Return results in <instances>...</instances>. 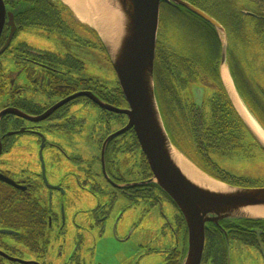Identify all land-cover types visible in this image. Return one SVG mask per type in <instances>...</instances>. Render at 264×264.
<instances>
[{"label": "rangeland", "instance_id": "obj_1", "mask_svg": "<svg viewBox=\"0 0 264 264\" xmlns=\"http://www.w3.org/2000/svg\"><path fill=\"white\" fill-rule=\"evenodd\" d=\"M51 2L53 3L54 0ZM213 2L217 6L222 5L221 0H213ZM252 2L264 12V0H252ZM255 5L252 4L253 7H256ZM59 8L62 10L60 20L70 27L71 32L39 28H24L19 31L12 41L11 48L0 55V85L5 91L33 86L26 72L17 63L21 59L16 56L23 54L17 46L25 43L36 50L49 51L59 56L71 55L82 68L77 71L62 67L63 70L69 71L68 84L77 83L79 88L98 89L96 92L110 101H112L111 95H114L116 106L127 107L125 99L117 96L115 92L119 86L117 77L96 34L89 28L74 23L65 7L60 5ZM172 15L174 13H169L167 9L161 7L157 32L158 46L169 50L175 49L180 44L176 33L185 26L183 22L180 23L181 26L177 25ZM217 17L224 25L225 21L222 17L219 15ZM241 18L247 24L252 21L246 16L241 15ZM219 32L222 42L225 43L223 33ZM251 52L254 53L255 50ZM256 55L246 58V63L248 60L251 61L253 71L249 70L250 86L247 88L240 86L239 94L253 116L264 122V52L258 51ZM214 62L216 64L217 60H212V63ZM244 66L247 68L248 64ZM239 68L238 64L235 65V69ZM78 79L86 80L87 84L79 83ZM31 94L36 103L44 101L42 96L37 95L38 93L31 92ZM181 94L190 98L192 91L183 90ZM255 97L259 99L256 100ZM257 101H262V104ZM5 102V99L0 97V108ZM66 109L65 119L54 117L44 123L47 125L57 123L58 127L51 126L47 138L49 141L59 142L69 153L68 169L70 172H76L79 177L78 179L72 176L71 181L67 182V249H75L76 240H82L80 243L82 264H94L98 259L105 264H165L164 251L176 244L174 230H179V223L176 220L178 209L165 197L162 198V203L155 202L150 193L146 196L137 189L139 187H131L127 192L121 191L115 182L108 178L111 176L131 184L142 179L139 176L142 167L141 150L135 145L131 151L124 150V147H128L133 142L130 133L116 137L109 144L103 158L102 145L105 138L122 128L127 121L126 116L104 112L89 100L75 101ZM169 132L173 137L171 131ZM37 141L38 137L35 135L23 134L18 140L19 146L13 151L38 152L40 145ZM179 142L185 147L182 141ZM175 150L182 154L178 149ZM42 152L47 158L54 155L64 159V156L57 155L61 151L52 148L50 144H46ZM208 154L220 169L230 174L264 181V154L258 148L253 151L255 157H245L242 152L212 148L208 149ZM194 155L200 160L198 154L194 153ZM193 163L200 168L197 163ZM216 171L220 172L219 169ZM148 189L145 193H148ZM90 211H93L92 214ZM92 223H99V228H92ZM182 237L181 235L180 245ZM229 247V264H264V257L259 247L253 244H245L235 237H230Z\"/></svg>", "mask_w": 264, "mask_h": 264}, {"label": "flooded vegetation", "instance_id": "obj_2", "mask_svg": "<svg viewBox=\"0 0 264 264\" xmlns=\"http://www.w3.org/2000/svg\"><path fill=\"white\" fill-rule=\"evenodd\" d=\"M3 1L7 11L13 12L14 26L9 23L7 14L0 35V50L3 48L5 49L0 55L11 48L14 37L24 28H39L48 31L57 29L64 33L67 31L71 32L70 27L64 25L63 21L60 20L62 10L59 7H52L48 0H43L40 2V5L39 3H35L33 5L34 8H29L28 5L31 4L30 1H28V5L18 3L13 6L10 5L9 0ZM21 1L24 2V0ZM240 3L244 5L242 0ZM53 4H56L55 0ZM252 4L255 5V2H252ZM193 5L214 18L222 27L224 26L219 18L211 11V8L204 9L202 4L199 6ZM255 6L256 7H253L254 10L239 9V12L236 11L234 16L242 14L255 18L264 15L259 14L264 12H262L257 5ZM161 7L167 9L169 13H174L172 17L177 25L183 22L185 26L176 33L178 34L176 35L178 37L177 39L180 42L175 48H179L178 50L171 49L175 50L171 51L168 48L160 49L161 46H158L157 39L154 64L161 65L173 61L200 64L201 61L206 63L216 59V64L219 65V72H221L222 40L219 30L202 18L190 13L188 10L183 11L182 9H185L183 7H177L165 2L160 4V9ZM65 10L68 11L74 23L87 28L81 24L78 19L74 18L70 9L66 8ZM55 15L59 18L57 19V23L53 24ZM12 29L14 30L11 31ZM11 32L13 35L11 39L8 40ZM245 34L246 32L244 31L242 35L243 43H246ZM229 38L226 40L227 48L225 57V64L228 70L229 63H236L235 60L237 57L232 49L230 52L231 40ZM17 49L23 53L22 55L16 56L21 59V61L17 63L20 64L22 70L26 72L29 82H31L33 86L31 88L18 87L15 90L11 89L5 91V88L0 85V97H3L6 101L0 110L14 108L31 117H39L44 115L47 110L60 103L62 100L81 91H90L99 98V93L96 92L98 89H91L88 87L79 88L77 87V83H67L69 71L63 70L62 67L75 69L77 71L82 68L81 64L71 55L59 56L49 51L33 49L25 43H20ZM246 58V48L243 47L240 63L246 64ZM246 74L247 71L240 68L239 75L247 76ZM184 77H186V75ZM191 77L190 75L186 77L184 91H188V89L189 91H194L189 98L191 102H194L196 92L192 86L195 84L197 86L203 84L206 91L209 85L204 84L199 77H197L196 80L193 78L194 80L192 79V81H190ZM188 81H190V83H188ZM78 82L87 84V81L82 79H78ZM117 88L120 89L119 86ZM116 89L115 91H118ZM31 92L38 93L37 95L42 96L44 101L42 103H36ZM119 96L123 98L122 95ZM79 100H89L92 102L84 95L77 96L60 104V106L58 105L56 109L52 110L40 121H32L12 113H7L0 118V264H82V254L80 253V243L82 240H76L75 249L72 248L68 250L66 247L67 182L71 181L72 176L74 178L76 176L78 179L79 177L76 172H70L68 169L67 159L68 157L70 158V156H68L69 153L59 142L49 141L47 138V132L51 129V126H57V123L53 125L44 123L50 121L54 117L65 119L66 108ZM92 103L95 104L94 102ZM105 111L106 110H104V112ZM109 113L115 114L112 112ZM124 125L125 123L123 126ZM27 133L38 137L37 142L40 145L38 152H14L13 150L19 146L18 140L20 136ZM128 133L131 134L133 142L128 147H124V150L131 151L133 145L140 149L132 130L122 135ZM115 138L107 142L103 158L109 144ZM46 144H50L52 148L60 150L61 153L58 152L57 155L64 156V159L54 155L50 158L45 157L42 151ZM261 152L264 154L262 148ZM103 158L101 157V159ZM141 158L142 167L139 176L142 179L140 182L131 184L126 183V181L114 179L111 176H108V178L112 182L114 181L121 191L127 192L131 187H139L137 189L140 192H143L146 196L150 193V196L154 198L155 202L162 203V198L167 197L163 192L158 190L154 183L147 182L152 174L142 152ZM147 189L149 191L145 193ZM92 212L93 211H90V214H92ZM176 220L179 223V230H174L176 244L164 251L165 264H182L184 259L187 233L185 222L179 210ZM91 226L92 228H99V223H92ZM87 228L90 229V227ZM171 228H173V226H171ZM181 235L183 237L182 244L180 245ZM262 235L261 233L260 237L264 244V237ZM228 236L229 239L230 237H235L245 244H253L259 247L256 234L253 232L252 234L241 231L231 232ZM220 246L221 247L217 250L220 255L217 258V262L218 264H226L227 249L225 242L224 248L221 242ZM94 264L105 263L98 259ZM201 264H215V260L212 255H210L208 259L207 256H204V258L202 256Z\"/></svg>", "mask_w": 264, "mask_h": 264}, {"label": "water", "instance_id": "obj_3", "mask_svg": "<svg viewBox=\"0 0 264 264\" xmlns=\"http://www.w3.org/2000/svg\"><path fill=\"white\" fill-rule=\"evenodd\" d=\"M61 1L67 5L63 0ZM112 2L113 7L121 14L122 29L121 33L117 36V40H115L116 43L113 48H110L101 38L96 29L87 23L78 21L92 30L104 47L116 74L119 88L127 103V107L120 108L96 97L90 91H81L54 105L42 116L31 117L14 108H5L0 110V118L7 113H12L32 121H40L48 113L56 109L58 105L60 106V104L81 95L89 98L101 109L115 114L125 115L127 118L125 125L105 138L102 147L103 153L109 140L132 130L152 174L147 182L154 183L176 205L185 222L187 236L186 250L182 264H201L206 240V228L209 224H213L221 231L227 249L226 264H229V236L222 223L235 224L237 226V222L241 220L264 221L261 217L252 216L243 212V209L247 207L264 206V185L239 186L228 184L213 178L201 168L204 173L223 183L225 189L212 191L193 183L171 157L170 152L176 147L171 142L160 113L155 93L156 87L154 79V59L160 4L162 2L185 8L190 13L195 14L216 27L223 33L224 39L227 40L225 30L214 18L186 0H112ZM66 7L68 8L69 6L67 5ZM68 9L71 10L70 7ZM71 12L74 14L72 10ZM7 14L9 23L13 25V12L7 11L4 1L0 0V35ZM12 35L13 33L11 32L8 40L11 39ZM226 46V42H222L221 68L226 65ZM4 49H1L0 53ZM232 83L234 86L233 80ZM223 86L230 98L224 83ZM192 88L196 92L194 103L198 104L201 108L205 93L204 87L193 85ZM234 89L236 91L235 86ZM236 93L239 96L237 91ZM240 100L243 102L241 98ZM245 107L247 108L246 105ZM240 118L243 120L241 116ZM243 122L264 150V144L244 120ZM181 155L187 158L183 153ZM187 159L190 160L189 158ZM250 230L256 234L259 249L264 257V244L260 237L263 231L258 228H252Z\"/></svg>", "mask_w": 264, "mask_h": 264}, {"label": "trees", "instance_id": "obj_4", "mask_svg": "<svg viewBox=\"0 0 264 264\" xmlns=\"http://www.w3.org/2000/svg\"><path fill=\"white\" fill-rule=\"evenodd\" d=\"M9 1L11 6L18 3L28 5V1H30L31 4L28 5L29 8H34L33 5L35 3H39L40 5V2L43 0H24V2L21 0ZM48 1L52 7H59L61 5L67 8L60 0H55L56 4H53L51 2L52 0ZM186 1L197 6L202 4L204 8H211V11L214 14L217 13L225 21V26L223 27H225L224 30L226 37L229 38L230 35V52L232 49L234 54L237 55L235 60L236 63H229L228 67L236 91L239 94L240 86H245L246 88L247 86H250V80H248L250 78L248 77L250 75V71H253V65L250 60L246 63L248 64L247 68H245L244 63H240V56L243 47L246 48L247 59H249V56L250 58H252L251 56H257L256 54L258 51L264 52V15L255 18L246 16L252 20L248 24L241 18L242 14L234 16L236 11L239 12V9L254 10L251 4L252 0H242L244 5L240 3L241 0L240 2L239 0H221L223 9L222 5L219 4L217 6L214 4L213 0ZM182 10L187 11L185 9ZM55 17L53 24H56L57 19L59 18L57 15H55ZM244 31L246 32V43H243L242 35ZM100 46L102 50L105 51L101 43ZM160 49H164V47H160ZM251 50H255L254 53L256 54L251 52ZM237 64L244 71H247V76L239 75V71L237 72V70H240V68L235 69V65ZM218 66V64L212 63V61L206 63L201 61L200 64H188L178 61L168 62L161 65L156 63L154 64L155 93L165 127L172 144L187 158L197 163L202 170L213 178L232 185L263 186L264 181L261 179L238 176L220 169L218 165L215 164L209 157L208 149L210 148L221 151L242 152L245 154V157H255V154H253L255 148H258L261 151L260 143L246 127L225 91ZM185 75L186 77L189 75L192 76L190 81H192L193 78L196 80V78L199 77L204 84L209 85V88H207L206 91L203 84L199 85L203 86L205 91L203 105L201 108L198 104L191 102L188 97L181 94V91L185 89ZM190 81H188V83H190ZM116 90H118L115 91L117 96L122 95L120 89L117 88ZM253 92L254 94H257L255 91ZM99 98L110 104H114L115 101L114 95H111L113 102L107 100L100 94ZM258 99L259 98L257 97L256 100ZM257 102L262 103V101ZM257 121L264 128V122L259 119H257ZM169 131H171L173 137L170 135ZM179 141H182L185 144V147L182 146ZM194 153L200 156V160L196 158ZM209 167H213L214 170ZM218 169L220 172L216 171ZM237 223V226L235 224L230 225L229 223H222V225L227 230L228 234L240 231L252 234L250 229L258 228L263 231L262 236L264 237L263 220H241ZM220 242L224 248L223 235L221 231L213 224H209L206 228L203 258L204 256H207L208 259L210 255H212L215 260V264H218L217 258L220 255L217 250L221 247Z\"/></svg>", "mask_w": 264, "mask_h": 264}, {"label": "bare ground", "instance_id": "obj_5", "mask_svg": "<svg viewBox=\"0 0 264 264\" xmlns=\"http://www.w3.org/2000/svg\"><path fill=\"white\" fill-rule=\"evenodd\" d=\"M63 1L71 8L78 20L96 29L110 48L115 46V40H117V36L121 33L122 29L121 14L113 7L112 0ZM221 78L239 115L264 144V128L240 100L234 89L229 70L225 65L221 68ZM170 154L177 166L193 183L212 191L225 189L223 183H220L204 173V171L174 148L171 150ZM243 212L264 219V206L247 207L243 209Z\"/></svg>", "mask_w": 264, "mask_h": 264}, {"label": "crops", "instance_id": "obj_6", "mask_svg": "<svg viewBox=\"0 0 264 264\" xmlns=\"http://www.w3.org/2000/svg\"><path fill=\"white\" fill-rule=\"evenodd\" d=\"M260 104H262V103H260Z\"/></svg>", "mask_w": 264, "mask_h": 264}]
</instances>
